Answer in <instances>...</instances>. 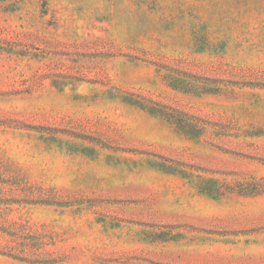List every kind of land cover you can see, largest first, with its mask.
Returning a JSON list of instances; mask_svg holds the SVG:
<instances>
[{"label": "rangeland", "instance_id": "obj_1", "mask_svg": "<svg viewBox=\"0 0 264 264\" xmlns=\"http://www.w3.org/2000/svg\"><path fill=\"white\" fill-rule=\"evenodd\" d=\"M252 182L264 0H0V264H264Z\"/></svg>", "mask_w": 264, "mask_h": 264}, {"label": "trees", "instance_id": "obj_2", "mask_svg": "<svg viewBox=\"0 0 264 264\" xmlns=\"http://www.w3.org/2000/svg\"><path fill=\"white\" fill-rule=\"evenodd\" d=\"M162 76L164 80L174 89L179 90L184 93L194 94V95H203V94H215L221 91V87L217 84L206 82L205 80L191 77L180 71H175L171 69H161ZM130 102H133L131 100ZM140 107L144 106L140 103H136ZM152 108H150L151 110ZM152 111V110H151ZM155 113V112H153ZM156 114V113H155ZM162 116V114H160ZM176 120L174 121L178 126H185L186 120L184 116L178 114L175 116ZM249 190L238 191L240 194L244 195H257L264 192V186L257 182L251 183V188Z\"/></svg>", "mask_w": 264, "mask_h": 264}]
</instances>
